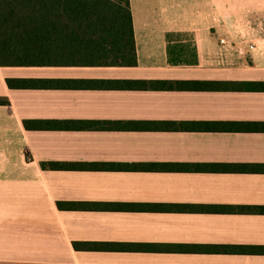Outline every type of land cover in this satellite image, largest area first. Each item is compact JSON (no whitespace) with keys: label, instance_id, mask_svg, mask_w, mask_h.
Listing matches in <instances>:
<instances>
[{"label":"crops","instance_id":"obj_1","mask_svg":"<svg viewBox=\"0 0 264 264\" xmlns=\"http://www.w3.org/2000/svg\"><path fill=\"white\" fill-rule=\"evenodd\" d=\"M129 9L135 65L0 66V264H264V89L249 85L264 82V0ZM169 45L194 61L169 62ZM131 80L239 86H116ZM165 121L191 127H145Z\"/></svg>","mask_w":264,"mask_h":264},{"label":"trees","instance_id":"obj_2","mask_svg":"<svg viewBox=\"0 0 264 264\" xmlns=\"http://www.w3.org/2000/svg\"><path fill=\"white\" fill-rule=\"evenodd\" d=\"M174 46V45H173ZM172 63L194 61L189 47H167ZM193 59H182L183 55ZM192 54V55H191ZM136 64L129 0H0V66L121 65ZM8 85L13 83L7 80ZM43 86L44 83H26ZM264 89V82L249 83ZM116 86L153 87L158 89H234V81L138 80L123 81ZM3 100H0L2 102ZM26 128L66 126L74 128H115L113 122L91 121L71 125H47L24 120ZM154 129L190 128L183 122H156L145 125ZM53 166L73 167L55 164ZM115 164H90L94 168H116ZM60 208L108 209L120 204L86 201H58ZM93 248L97 244L75 243Z\"/></svg>","mask_w":264,"mask_h":264}]
</instances>
